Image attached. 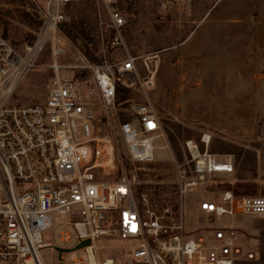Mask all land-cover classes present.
<instances>
[{"label": "built area", "instance_id": "built-area-1", "mask_svg": "<svg viewBox=\"0 0 264 264\" xmlns=\"http://www.w3.org/2000/svg\"><path fill=\"white\" fill-rule=\"evenodd\" d=\"M24 1L38 19L31 38L18 49L0 33V264H43L42 233L54 225L69 243L57 246L90 241L86 264H240L237 229H186L184 198L198 195L197 209L213 223L226 215L264 219V195L213 191V176L234 172V157L211 151L207 133L174 154L148 98L159 54L126 50L119 0H96L108 38L98 61L71 49L65 28L76 0ZM38 70L48 72L44 101L15 102ZM160 139L168 162L155 159ZM147 164H168L169 176L150 180ZM107 241L119 243L117 255L103 254Z\"/></svg>", "mask_w": 264, "mask_h": 264}, {"label": "rangeland", "instance_id": "rangeland-1", "mask_svg": "<svg viewBox=\"0 0 264 264\" xmlns=\"http://www.w3.org/2000/svg\"><path fill=\"white\" fill-rule=\"evenodd\" d=\"M119 4L127 14L126 50L135 55L159 54L148 98L159 112L174 154L179 155L184 140H198L207 133L211 151L234 157V172L213 176V191L264 195V46L256 27L264 21V0H119ZM24 7V0H0V33L18 49L38 27V19ZM67 14L65 32L72 51H84L98 61L95 53L108 39L101 26L105 20L101 7L96 0H76ZM47 78V71L31 72L16 90L14 101L23 105L43 102ZM163 143L156 141L155 159L168 162L171 155L161 147ZM166 165L141 166L156 181L169 176ZM197 200L194 194L184 198L186 229L230 225L237 229L240 264H264V219L226 215L211 223L197 209ZM61 229L54 225L43 231L47 243L39 250L43 264H73L75 258L86 264L84 249L57 260L53 246L69 244L59 241ZM66 229L72 233L70 227ZM101 245L105 255L119 253L118 242ZM247 252L254 259H247Z\"/></svg>", "mask_w": 264, "mask_h": 264}, {"label": "water", "instance_id": "water-1", "mask_svg": "<svg viewBox=\"0 0 264 264\" xmlns=\"http://www.w3.org/2000/svg\"><path fill=\"white\" fill-rule=\"evenodd\" d=\"M89 244H90L89 240H84L78 243L77 245H75L74 247H60V246L55 245L53 246V248L57 253V260L61 262L63 260V257H62L63 254L70 253L76 250H80L84 248L85 246H88Z\"/></svg>", "mask_w": 264, "mask_h": 264}, {"label": "crops", "instance_id": "crops-1", "mask_svg": "<svg viewBox=\"0 0 264 264\" xmlns=\"http://www.w3.org/2000/svg\"><path fill=\"white\" fill-rule=\"evenodd\" d=\"M260 22L261 21L259 22L257 21V24ZM256 27L258 28V32H257L258 39L260 40L262 46H264V21L256 25Z\"/></svg>", "mask_w": 264, "mask_h": 264}, {"label": "trees", "instance_id": "trees-1", "mask_svg": "<svg viewBox=\"0 0 264 264\" xmlns=\"http://www.w3.org/2000/svg\"><path fill=\"white\" fill-rule=\"evenodd\" d=\"M82 32V34L84 35V31H81ZM223 150H225V149H223ZM229 153V152H228Z\"/></svg>", "mask_w": 264, "mask_h": 264}]
</instances>
